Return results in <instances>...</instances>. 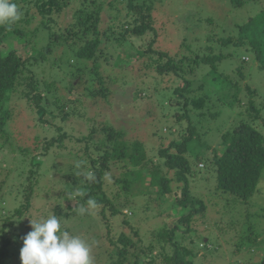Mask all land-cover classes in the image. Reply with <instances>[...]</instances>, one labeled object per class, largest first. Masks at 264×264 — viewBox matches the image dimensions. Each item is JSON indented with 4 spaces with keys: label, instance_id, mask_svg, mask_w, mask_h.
Here are the masks:
<instances>
[{
    "label": "rangeland",
    "instance_id": "rangeland-1",
    "mask_svg": "<svg viewBox=\"0 0 264 264\" xmlns=\"http://www.w3.org/2000/svg\"><path fill=\"white\" fill-rule=\"evenodd\" d=\"M82 1L71 0L63 11L53 14L57 23L53 28L55 32L65 31L74 22V11ZM96 1L102 4V27H106L108 23H112L114 27L125 25L129 15L135 13L134 9L126 6V0ZM142 1L144 0H138L139 3ZM146 1L151 5L149 21L155 30L153 36L148 34L144 41L131 36L123 41V45H101L102 49L98 53L100 70L105 75L106 86L110 91L106 97L89 99V94H84L95 86V75L88 71L90 65L75 55V50L84 40L70 38L69 44H59L45 51L48 38L44 30L31 35L28 41L25 38L18 41L14 35L0 33L1 47L5 48L7 44V50L16 49L28 58L37 57L29 59L38 63L31 65V68L39 79L54 81L55 84L53 92L48 93L49 99L57 96L64 104L71 100L76 111L63 120H60L59 113L50 114L46 111L45 119L49 118L54 122L50 124L40 121L41 112H30L26 103L15 99V94L11 102L7 103L15 108V115L5 124L9 133L8 140H0V247L3 244L6 246V264H21L19 253L23 237L32 230L29 221L46 219L52 213L59 217L62 230L80 235L92 245L94 264H109L110 261L106 252L108 239L105 231L103 232V223L107 217V223L111 224V232H114L115 237L120 231H124L134 240L142 237L143 244L155 239L151 237V233L176 225L174 240L187 246L195 254L192 257L193 264H264V176L259 179L255 193L245 202L231 192L216 188V170L210 162L212 148H224L218 146L221 143V133L232 129L233 122L237 123L245 117L249 119L250 100L259 109L258 118L250 121L264 136V71L260 69L261 62L255 58L249 45L234 47L231 43L221 42L222 38L228 36L235 40L241 24L250 17L264 15V0H244L239 5H235L233 0ZM15 3L18 7H24ZM40 21L41 17L37 15L29 25L20 27L30 35L31 28L39 26ZM152 37L154 40L151 49L158 53L165 52L176 59L177 71L190 81V90L185 95L189 98L208 95V110L219 111L215 117L206 112L199 115L198 112L202 109L194 110L189 104L183 106V98L174 91L182 78L176 79L171 72L158 73L152 66V58H149L146 50L147 42ZM40 52L44 55H40ZM149 53L152 57L157 56L156 53ZM194 53L204 56L221 54L223 57L213 64H192L194 70L190 72L188 61ZM145 59L150 65L144 64ZM83 67L87 71L76 77L75 71ZM212 67L216 72L210 70ZM208 71L209 77H206ZM217 72L224 75L220 76ZM228 79L237 82L238 99L232 106L226 102ZM201 83L202 88H199ZM247 86L251 90L255 89V93L251 94ZM68 108L70 107L65 110ZM186 112L188 118L183 115ZM179 115L182 116L179 118ZM55 125L62 126V131L67 134L63 138L61 154L53 153V161L49 160L51 165L45 159L40 169L37 168L39 171L35 175L36 183L31 193L30 205L15 220V226H6V216L13 218L15 209L23 204L22 191L29 188L27 179L33 172L28 175V171L34 167L32 156L37 157L38 153H43L44 149L41 148L45 142L52 135L60 133L58 130L54 132ZM105 126L122 131L123 138L128 142H142L149 161L144 167L112 161L107 173L102 176L104 192L116 207L121 210L123 208V215H110L109 207L106 206L104 217L99 206L91 214L83 216L79 214V206H87V200L83 199L87 188L80 185L83 184V177L78 176V182L74 183L76 174L71 179L62 178L61 175L65 171H89L90 157H97L99 154L94 147L95 143L106 140V131L102 130ZM189 128L194 137L184 152L189 163L187 179L191 195L201 199L206 209L202 215L191 217L190 228L186 230L185 224L177 223L176 220L190 207L182 209L171 204L181 196L182 183L176 180L174 170L168 169L164 163L165 157L158 151L168 147L172 140L180 143L182 137L190 133ZM91 131L88 154L84 149L87 142L82 137ZM107 144L109 146L110 141ZM175 150L172 148V151ZM41 153V159L47 158V153ZM78 161L83 162L80 169L75 167ZM44 165H47L45 169L42 167ZM154 168H158L160 174L167 178L171 188L163 196L155 192L156 185L149 184L150 173ZM128 171L131 172L129 203L123 204V195H119L120 187L115 179L124 177ZM64 180L69 182L63 184ZM67 193L76 197L64 200L62 196ZM255 235L257 240H253ZM161 244L165 251L169 249L170 243L162 240L161 243L156 242L157 247L152 253L160 250ZM236 248L239 251L236 252Z\"/></svg>",
    "mask_w": 264,
    "mask_h": 264
},
{
    "label": "trees",
    "instance_id": "trees-1",
    "mask_svg": "<svg viewBox=\"0 0 264 264\" xmlns=\"http://www.w3.org/2000/svg\"><path fill=\"white\" fill-rule=\"evenodd\" d=\"M233 1L232 2L235 5L244 2V0ZM13 2H17L24 6L19 7L22 12L23 20L21 22L17 21V24L14 23L10 30L6 27H0V33L10 36L14 35L18 38V41L24 38L28 41L31 35L38 33L40 30H44L47 33L48 38V42L44 49L45 51L49 48L53 49L59 44H69L68 40H70V38L84 40V42L75 50V55L77 58L85 60L87 64L90 65L88 71L95 75L94 88L89 90L88 93L83 92L84 94H89V99H93L96 96L106 97L110 92L106 86L105 75L100 70L101 61L98 53L102 49L101 45H107L109 43L113 45H123V41L131 36L138 37L144 41L148 34L153 36L152 33H155V30L149 21L151 17L149 7L151 5L146 0L140 3L138 0H126V6H128L129 9H134L135 13L130 14L124 23L125 25H121L120 27H114L115 25H112V23H108L106 27H102L100 24L102 4L96 0H89L88 2L87 0H83L80 3V6L74 11V22L70 24L69 27L65 28V31L60 30L57 32L53 29L57 26L53 14L63 11L71 0H13ZM37 15L41 17L40 24L39 26L32 27V33L28 35L20 25H29ZM263 34L264 15L258 14L256 17H250L245 23L241 24L239 35L235 40L228 36L222 38L221 42L223 44L231 43L234 47L243 44L249 45L255 58L261 62L260 69L264 71ZM153 40L154 38L147 42L146 49L150 55L149 58H152V66H154L158 73L163 74V72H171L175 75L174 77L176 79L178 77L182 78L180 85L178 84L174 91L177 95L183 98V106L186 107L187 104H189L194 110L202 109L198 112L199 115H203L206 112L210 116L215 117L219 111L208 110L209 106L206 104L208 95L202 94L190 98L185 95V93L190 90V81L180 75L181 73L177 71L178 65L175 63L177 62L176 59L170 57L165 52L158 53V51L151 49ZM8 47L7 44L5 45V48L0 46V140L3 139L4 141L9 138V133L5 128V124L10 118H14L15 115V108L7 105V103L11 102L15 96V99L20 100L22 103H26L30 112H41L39 116L40 121L48 122L50 124H54V122L49 120V118L45 119L44 115L46 114V111L50 114L52 112L59 113L60 120H63L66 116L76 112L75 105H72L71 100L67 101V104H64L60 102L59 97L57 96H53V99H49L48 93L53 92L55 84L54 81L46 82L44 79H39L35 70L31 68V65H38V63L29 59H37V57L33 56L28 58V56L17 52L16 49L7 50ZM149 52L156 53L157 56L152 57V54ZM39 54L44 55L43 52H40ZM141 54L143 55L144 51ZM194 54L195 55L191 57L192 59L188 61V71L190 72L194 70V67L191 66L192 64H194V66H197L202 62L213 64L214 61L221 60L223 57L221 54L213 56H204L197 53ZM164 57H166L165 61ZM182 57L180 58L182 59ZM144 64L150 65L149 63H146V59L144 60ZM214 69L215 68L212 67L210 70L215 71ZM84 71H87L85 67L77 69L75 71L77 74L76 77ZM217 73L220 76L224 75L221 72ZM206 77H209V71L206 74ZM214 78L215 77L212 79ZM159 79L161 80V78ZM39 80H43L44 82L41 83ZM214 80L218 82L217 79ZM227 84L228 100L226 102L229 106H232L238 99L236 92L237 82L228 79ZM71 86H73L72 83ZM198 87L202 88V83L199 84ZM247 89L251 94L255 93V89L251 90L248 86ZM14 94L15 96L13 97ZM262 106H264V104ZM66 107L70 108L65 110ZM183 115H185L186 118L189 117L187 112ZM181 116L182 115H179V118ZM248 116L249 119L248 117L241 118L237 123L233 122L232 129L221 133V143L218 146L221 145L224 148L222 150H219V147L212 148L213 154L210 159V162L216 170V188L220 191L231 192L245 202H248V199L255 193L259 179L264 176V136L251 122L256 120L259 116V109L254 106L252 100L249 101ZM54 128L55 133L57 130L60 131V133H57L56 136L52 135L42 146L41 150L44 149V152L40 153H47V158L41 159L42 156L39 155L40 153H38L37 157L35 155L32 156L31 161H33L34 167H31L28 171V175L31 171L33 172L27 179V186L29 188L22 191L24 194V201L20 207L15 209V213L12 216L13 218L11 219L10 216H6V226H15V220L19 218L24 209L30 205L32 198L31 193L34 190L33 187H35L36 183L35 175L37 174V171H39L40 165L45 162V159H47L46 162L51 165L50 162L53 161L51 155L53 153L61 154L63 138L67 134L65 131H62V126L60 125H55ZM102 130L106 131V140L104 139L95 143L94 147L99 154L97 157H90L88 166V170L95 173V180L91 182L87 181V183H85L81 171L79 173L74 171L69 173L70 171H65L61 177L71 179L76 174L74 177V183H77V177L82 176L83 184L80 185L87 188L83 199L85 198L88 200L89 198H92L96 200L101 207L100 213L104 217H106L104 214L106 206L109 207L110 215H123V208L121 210L116 207L114 201L104 192L102 188V176H105L107 173L106 170L109 168V163L112 161H118L123 165L130 164L133 167H144L149 159L144 151L142 142L137 140L128 142L123 138L122 131H115L111 127L105 126ZM189 130L190 133L183 136L180 143L172 140L169 142L168 147L158 151L161 156L165 157L164 163L168 166V169L174 170L176 180L182 183L181 196L175 199L174 203L172 202L171 204L181 207L182 209L187 208V206L190 207L187 212H184L176 220L177 223L185 224L186 230H189L190 228L189 220L191 217L198 214L202 215L206 209L201 199L191 195L189 188L190 184L187 179L189 163L188 157L184 155V152L187 151L188 144L194 137L192 136V129L189 128ZM91 134L92 131L82 137L83 140H86L87 142L84 145L86 152L90 149ZM107 141H110L109 146ZM53 148H55V151H52ZM172 148H175L176 150L172 151ZM25 166H27L26 161ZM46 166L47 165H44L42 167L45 169ZM37 168L39 169L37 170ZM129 173L131 174V172L128 171L124 177H117L115 179V182L120 187L119 195L120 193L123 195L121 199V201L123 200V204L129 203L128 195L131 187V177ZM136 175H139V173H136ZM167 181V178L160 174L158 168L151 170L149 184L151 186H157L155 192L159 195L161 194L163 196L166 192L171 190ZM62 182L63 184H66L69 181L64 180ZM75 197V195L72 196L70 193L62 196L64 200H70ZM172 205L170 207H172ZM107 218L105 219V223H103L105 228L103 232L105 231V237L108 239L106 252L108 253V258H110L109 264H193L192 257L195 256V254H193L187 246L177 243L174 240V232L177 229L176 225L169 228L165 227L157 232H150L151 237L153 236L155 239L151 240L148 244H143L142 237L139 236L134 240L124 231H120L115 237V235H113L114 232H111V224L107 223ZM122 222L124 223L125 221L122 219ZM127 222V224H130L129 221ZM1 232L2 230L0 229V233ZM134 234L137 235V232L134 231ZM7 240L6 242H8ZM162 240L170 243L169 249L165 251L164 245L161 244V249L152 253L154 248L157 247L156 242L161 243ZM253 240H257L256 235ZM5 247V244L0 247V264L7 263V251ZM237 250L239 251L238 248H236V252ZM143 260L145 261L143 262ZM255 264L261 263L257 262Z\"/></svg>",
    "mask_w": 264,
    "mask_h": 264
},
{
    "label": "clouds",
    "instance_id": "clouds-1",
    "mask_svg": "<svg viewBox=\"0 0 264 264\" xmlns=\"http://www.w3.org/2000/svg\"><path fill=\"white\" fill-rule=\"evenodd\" d=\"M21 16L22 12L13 0H0V27L10 30ZM82 164L78 161L75 167L80 169ZM82 175L86 181L95 180V173L90 170ZM86 204L79 206L80 215L91 214L99 208L92 198ZM29 223L32 230L23 237L19 253L21 264H94L92 245L80 235L62 230L59 217L53 213L46 219L30 220Z\"/></svg>",
    "mask_w": 264,
    "mask_h": 264
}]
</instances>
